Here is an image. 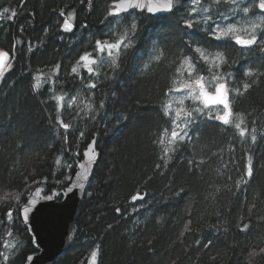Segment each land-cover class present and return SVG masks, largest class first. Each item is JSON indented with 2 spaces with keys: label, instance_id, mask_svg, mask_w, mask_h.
<instances>
[{
  "label": "trees",
  "instance_id": "obj_1",
  "mask_svg": "<svg viewBox=\"0 0 264 264\" xmlns=\"http://www.w3.org/2000/svg\"><path fill=\"white\" fill-rule=\"evenodd\" d=\"M112 3L0 0V11L9 9L0 18V50L9 53L12 65L0 80V253L10 256L7 264H24L35 252L20 219L21 206L37 187L42 186L44 194L64 189L82 151L96 138L100 159L70 243L55 264H88L93 250L98 252L96 264H264V75L255 74L264 73V52L253 46L242 54L233 41L214 40L203 23L187 28L191 0H179L170 14L155 16L130 11L108 17ZM13 9L17 15L8 20ZM253 11L260 13L258 8ZM70 12L75 31L67 34L60 25ZM226 12L220 5L209 25H226L243 15L222 21L220 13ZM133 24V46L114 68L107 51H96V41L114 43L125 31L131 37ZM197 46L227 52V63L219 71L243 93L230 94L233 112L244 114L248 133L255 128L258 140L253 144L249 135L245 142L238 130L210 119L206 110L189 125V137L163 167L159 139L165 129L170 138L181 107L176 98L186 95L168 92L172 80L179 78V62L195 57L199 74H209L194 51ZM161 50V61H154ZM85 53L105 61L91 66L94 74L80 69L82 61L77 64ZM249 68L251 78L244 76ZM37 77L39 87L34 88ZM245 82L251 84L246 92ZM60 95L63 101L56 99ZM168 101L172 107L166 117L163 105ZM193 106L186 99L183 107ZM221 110L213 107L212 116ZM58 117L70 125L67 130ZM187 119L181 114L178 123ZM249 155L250 178L245 176ZM241 178L247 183L237 188ZM137 193L143 201L133 203ZM244 224L249 227L241 231ZM5 241H19V247L10 252ZM253 251L258 255H251ZM0 264H5L2 256Z\"/></svg>",
  "mask_w": 264,
  "mask_h": 264
},
{
  "label": "snow or ice",
  "instance_id": "obj_2",
  "mask_svg": "<svg viewBox=\"0 0 264 264\" xmlns=\"http://www.w3.org/2000/svg\"><path fill=\"white\" fill-rule=\"evenodd\" d=\"M179 0H113V7L110 9V15H119L123 12H128L129 9H144L147 13L153 14L154 16L158 13H168L172 12L176 7ZM91 3V0H89ZM192 7L188 13L189 18L185 19V25L187 28L191 29L194 27L196 23H203L205 26V30L208 34L216 41H233L234 45L239 46V51L242 54H248L253 50V46L259 47L261 52H264V0H212V3L205 5L202 3V0H191ZM224 5L228 8V12L220 13V19L227 20L228 16H237L241 13L240 20L232 22L229 21L226 25L223 23H218L215 27H211L209 25L210 21L215 20V12L219 8L220 5ZM258 8L260 10L259 14H256L253 10ZM9 9L4 8L0 11V18H4V14L8 13ZM196 14V19H192V14ZM17 12L13 9L11 11V15H8L6 18L8 20H13ZM61 16H65V13L61 11ZM73 20L74 13H68L65 17L63 23L60 27L68 32L73 28ZM135 29L136 25L133 24L129 31L133 33L130 37L128 35V31H125L114 43H110L108 41L101 42L99 40L96 41V51L98 53L104 54L107 51V57L111 60V65L114 68L119 67V59L122 58V54H126L127 50L133 46V40L135 38ZM21 30H23L21 28ZM31 51V48L29 49ZM195 53L199 54L201 60L204 61L205 64L208 65L209 74L200 75L201 69L195 63V57H187L185 56L179 62V67L176 69L178 79L172 80V87L168 90V92H181L183 90H187L186 95L178 98V103L181 107L176 110L175 119L172 120L173 128L171 130L170 138L166 139L167 129L164 130V133L160 136L159 145L162 147V155L160 159L163 161V167H168L170 161L173 159V153L179 147L180 142L185 141L186 137H189V132L187 131L189 125L195 122V118L204 113L206 110L209 114V118H214L217 121H220L225 126H232L236 130H238L239 137L244 139L250 135L251 141L255 144L258 140L257 130L255 128L252 129L251 133H248L247 128L245 127V116L241 113L233 112V99L232 95H242L243 93L239 88L233 87L226 80L225 75L221 73L219 70L223 65L227 63L226 51H216L212 52L208 46H197L194 49ZM163 57V51H159V54L153 57V60L156 62L161 61ZM9 61V53L7 51L0 50V77H3L5 72L12 67ZM84 62L83 67H85L90 74H94L93 65H97L98 63H104L105 61H98L93 58L91 54L85 53L80 56L77 64L80 62ZM149 67L148 64L144 65V68L147 69ZM264 67V64L261 65ZM73 73L77 72V67H73ZM187 73V76H184V73ZM257 75H264V73H255ZM254 75V72L251 68L245 71L244 76L247 78H251ZM36 79V84H34V88L39 87V78ZM257 81L253 80L252 84H255ZM179 85V86H177ZM89 87H96L95 84H90ZM251 87V84L248 82L243 83V91H247ZM214 88V91L212 90ZM168 95V93H166ZM58 101H63L64 97L62 95L56 96ZM76 97H72V101H75ZM190 99L193 102V107L186 109L184 106L185 100ZM70 106V105H69ZM101 107L104 106L103 102H101ZM215 106H222V110L218 111L215 116H212V108ZM86 108L88 105L85 106ZM172 107V102L168 101L163 105V114L166 117L171 115L170 109ZM181 114L188 119L183 121L182 123H178L180 120ZM61 127L67 130L70 125L64 123L57 118ZM179 129V130H177ZM83 135V134H82ZM87 157L88 164L90 165L95 159L96 154L93 149V145H89V149L84 153ZM59 163V161H57ZM191 165L193 162L191 160L188 161ZM253 156L249 155L247 159L246 172L245 176L251 177L253 175ZM72 165L69 164L68 167ZM81 168H85V173H77L78 180L73 184V186L68 187L67 191L72 192L73 187H81L83 188V183L80 182L84 179H87V168L84 164L79 165ZM162 165L157 164L156 168H160ZM247 181L241 178L236 182V187L240 188L242 184H246ZM41 189H37L36 194L38 195ZM55 195V194H54ZM48 200H51L53 196L45 197ZM144 197L137 193L132 197L133 201L138 199L142 200ZM19 199V197H16ZM28 204H34L33 200H29ZM117 213L120 212V209H116ZM29 208H23L24 221L27 224L29 221L28 217ZM12 211L9 210L7 216L8 220L12 221ZM111 227V226H110ZM249 227L248 224H244L241 231L246 230ZM185 230H188V226L185 225ZM13 234L11 230L8 232V236L11 237ZM184 235V232H181V236ZM33 242L36 243V239L33 238ZM199 243V241H197ZM212 241H208V244H211ZM208 244H205L204 247H208ZM4 247L9 249L10 252H15L19 247V241L9 242L5 241ZM260 253H264V249L260 250ZM97 250H93L91 252V256L88 264H96L97 258ZM251 255H258L255 251L251 253ZM5 264L10 259L8 254L0 253ZM29 262L33 260L32 256L27 258Z\"/></svg>",
  "mask_w": 264,
  "mask_h": 264
},
{
  "label": "water",
  "instance_id": "obj_3",
  "mask_svg": "<svg viewBox=\"0 0 264 264\" xmlns=\"http://www.w3.org/2000/svg\"><path fill=\"white\" fill-rule=\"evenodd\" d=\"M113 6L114 5L112 3L111 8ZM130 11H145L147 13V11L144 9H129L128 12H123L119 15H110L109 10L107 16L118 17L123 14H127ZM170 13L171 12L158 14L166 15ZM147 14L154 16L150 13ZM61 31L63 33L72 34L75 31V26L73 24L71 31L66 32L62 28ZM220 107L222 108V106ZM89 145H93V149L96 154V159L90 165L88 164L87 157L84 155V153L89 149ZM99 159L100 152L97 148L96 138H94L82 151V158L76 164L75 172L69 184L64 189L60 191L54 190L49 194H44V188L42 186L37 187L32 191L26 203L21 206L19 210L20 219L23 226L28 231L32 246L35 250L34 253L27 256V258L32 256L33 260L29 262L26 258L24 264H55L56 260L64 253L73 235L75 221L81 206V202ZM81 164H84L87 168V179L80 181L83 183V188L73 187L72 192H68V187L73 186V184L78 180L77 173H85V168H81L79 166ZM37 189H41L38 195L36 194ZM47 196H53V198L48 200L45 198ZM58 197H60L59 200H57ZM29 200H33L34 204H28ZM137 201H140V199L133 201V203ZM25 206L29 208V221L27 224L24 221L23 214V208ZM33 238L36 239V243L33 242Z\"/></svg>",
  "mask_w": 264,
  "mask_h": 264
},
{
  "label": "rangeland",
  "instance_id": "obj_4",
  "mask_svg": "<svg viewBox=\"0 0 264 264\" xmlns=\"http://www.w3.org/2000/svg\"><path fill=\"white\" fill-rule=\"evenodd\" d=\"M83 64H84V62L82 63V65L80 66V69H86L85 67H83ZM183 91H185V93H187V90H183ZM177 101H178V99L176 98V102L175 103H177ZM179 109V107L177 108V110Z\"/></svg>",
  "mask_w": 264,
  "mask_h": 264
},
{
  "label": "bare ground",
  "instance_id": "obj_5",
  "mask_svg": "<svg viewBox=\"0 0 264 264\" xmlns=\"http://www.w3.org/2000/svg\"><path fill=\"white\" fill-rule=\"evenodd\" d=\"M143 201V200H142Z\"/></svg>",
  "mask_w": 264,
  "mask_h": 264
}]
</instances>
